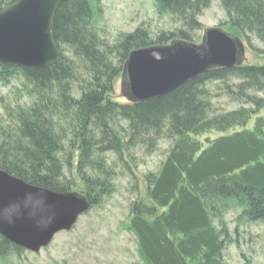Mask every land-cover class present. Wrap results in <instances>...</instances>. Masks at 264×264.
<instances>
[{
    "label": "trees",
    "instance_id": "1",
    "mask_svg": "<svg viewBox=\"0 0 264 264\" xmlns=\"http://www.w3.org/2000/svg\"><path fill=\"white\" fill-rule=\"evenodd\" d=\"M18 1L0 0V11ZM210 1L156 0L159 14L181 29L156 40L139 29L102 47L97 29L102 1L64 0L55 16L60 62L46 69L0 67L2 82L22 76V91L34 101L5 108L0 171L58 194L77 189L90 203L87 213L102 210L117 190L109 155L126 164L132 151L172 141L159 171L142 177L144 197L134 204L130 222L146 264H226L229 232L217 225L225 212L237 208L241 222L264 223V117L259 116L264 98L244 89L264 92V66L215 70L145 103L114 100L129 54L174 40L197 42L191 32ZM222 1L229 16L226 31L251 49L252 38L264 45V0ZM231 76L250 80L241 96L254 109L211 116L207 84ZM214 133L222 136L203 140ZM24 252L0 236V261Z\"/></svg>",
    "mask_w": 264,
    "mask_h": 264
},
{
    "label": "rangeland",
    "instance_id": "2",
    "mask_svg": "<svg viewBox=\"0 0 264 264\" xmlns=\"http://www.w3.org/2000/svg\"><path fill=\"white\" fill-rule=\"evenodd\" d=\"M101 1L102 14L97 18V29L101 32L102 47H112L120 38L139 29H145L150 38L156 40L182 28L171 17L159 14L156 0ZM197 21L201 29L199 26L191 32L197 38L194 43L201 42L206 29L227 30L229 16L223 1L211 0L201 9ZM251 43L254 49L244 41L246 53L241 67L264 66V45L256 38H252ZM66 57L73 60L69 52ZM249 82L245 77L231 76L228 81L208 83L210 96L206 102L210 107V115L218 116L241 108L254 109L252 102L241 96L244 93L243 87ZM24 83V78L20 75L9 83L2 82L0 77V121L8 106L33 105L34 101L29 94L22 91ZM121 83V79L116 82L114 100L126 104L128 101L122 97ZM244 89H248L247 95L264 98V92H254L250 86ZM259 116L264 117V110ZM254 120L255 118L250 128ZM221 136L214 133L205 136L203 140ZM171 148L172 141L164 138L155 150L149 151L144 147L132 151L126 164H121L109 155L108 159L116 167L117 190L104 208L81 216L70 231L57 234L52 243L39 253L25 250L21 256L13 255L5 262L0 261V264H146L139 254L138 241L130 229V222L134 215V204L144 197L142 177L158 172ZM136 187L139 188L138 191ZM72 192H77V189ZM240 217L241 210L231 208L225 212L222 223L217 221L218 226L223 224L229 232V242L223 253L225 263L264 264V223H248L245 219L246 222H241Z\"/></svg>",
    "mask_w": 264,
    "mask_h": 264
},
{
    "label": "water",
    "instance_id": "3",
    "mask_svg": "<svg viewBox=\"0 0 264 264\" xmlns=\"http://www.w3.org/2000/svg\"><path fill=\"white\" fill-rule=\"evenodd\" d=\"M63 1L19 0L0 11V67L46 69L60 62L55 16ZM245 53L242 39L221 28L206 29L200 43L134 50L123 68L122 97L130 104L156 100L203 74L241 67ZM89 209L80 193H54L0 171V235L26 251L47 248Z\"/></svg>",
    "mask_w": 264,
    "mask_h": 264
},
{
    "label": "flooded vegetation",
    "instance_id": "4",
    "mask_svg": "<svg viewBox=\"0 0 264 264\" xmlns=\"http://www.w3.org/2000/svg\"><path fill=\"white\" fill-rule=\"evenodd\" d=\"M222 29V28H221ZM224 30V29H223ZM224 31H226V30H224ZM227 32V31H226ZM244 42V41H243Z\"/></svg>",
    "mask_w": 264,
    "mask_h": 264
}]
</instances>
